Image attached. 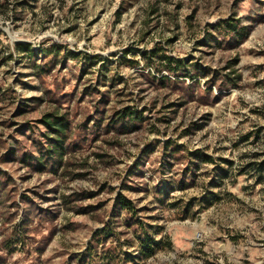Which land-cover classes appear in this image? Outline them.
Listing matches in <instances>:
<instances>
[{
  "label": "rangeland",
  "instance_id": "1",
  "mask_svg": "<svg viewBox=\"0 0 264 264\" xmlns=\"http://www.w3.org/2000/svg\"><path fill=\"white\" fill-rule=\"evenodd\" d=\"M0 264H264V0H0Z\"/></svg>",
  "mask_w": 264,
  "mask_h": 264
},
{
  "label": "trees",
  "instance_id": "2",
  "mask_svg": "<svg viewBox=\"0 0 264 264\" xmlns=\"http://www.w3.org/2000/svg\"><path fill=\"white\" fill-rule=\"evenodd\" d=\"M233 25L234 24L228 23L229 27H234V29H236L237 25ZM124 115L130 116L131 118H138L137 112H124ZM67 125L68 121L66 117L54 113H46L37 120L26 122L23 128L18 131L22 134H24L26 130L33 132L39 131L42 138L46 137L51 140V142L49 141L47 145L48 152H52L60 156L64 150L63 137L65 135ZM47 131H50V135H47ZM146 253H148V256H152L155 253V250L152 246L148 245L146 247Z\"/></svg>",
  "mask_w": 264,
  "mask_h": 264
}]
</instances>
